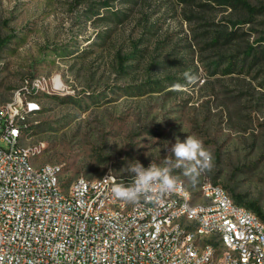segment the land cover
<instances>
[{"label":"rangeland","instance_id":"obj_1","mask_svg":"<svg viewBox=\"0 0 264 264\" xmlns=\"http://www.w3.org/2000/svg\"><path fill=\"white\" fill-rule=\"evenodd\" d=\"M237 1L254 13L215 0H0V105L25 79L48 83L22 97L32 162L61 165L66 191L79 176L131 177L133 160L160 165L195 135L211 170L195 183L172 172L192 198L211 180L264 212V0Z\"/></svg>","mask_w":264,"mask_h":264},{"label":"built area","instance_id":"obj_2","mask_svg":"<svg viewBox=\"0 0 264 264\" xmlns=\"http://www.w3.org/2000/svg\"><path fill=\"white\" fill-rule=\"evenodd\" d=\"M25 79L0 105V264H264V216L202 181L197 199L178 179L174 192L130 204L114 197L109 172L61 188L59 164L32 162L21 144L32 107L23 95L45 89Z\"/></svg>","mask_w":264,"mask_h":264},{"label":"clouds","instance_id":"obj_3","mask_svg":"<svg viewBox=\"0 0 264 264\" xmlns=\"http://www.w3.org/2000/svg\"><path fill=\"white\" fill-rule=\"evenodd\" d=\"M213 166L212 153L207 150L201 139L188 135L184 142L177 137L170 149V154L160 165L151 163L145 168L139 160H133L121 169V174H131V183H114L112 193L118 200L136 204L141 197H147L153 192H174L178 177L172 175L174 169H183V176L196 182L200 174L210 171ZM115 175L109 171L104 180H115Z\"/></svg>","mask_w":264,"mask_h":264},{"label":"trees","instance_id":"obj_4","mask_svg":"<svg viewBox=\"0 0 264 264\" xmlns=\"http://www.w3.org/2000/svg\"><path fill=\"white\" fill-rule=\"evenodd\" d=\"M215 1H216L217 6L224 7V8L226 6H230V7L241 10L244 14H250L251 15L255 11V9L245 1L244 2L243 1H237V0H215ZM103 5H104V7H109L107 3H104ZM112 12H114V13H112V18L116 19L118 21H121L120 20L121 18L118 16V14L115 13L116 11H112ZM120 16H125V15L120 14ZM234 26H236V24ZM222 34H223V32H220L216 35V38L214 40L215 43H218L219 39L222 37ZM234 35H235V31H231L230 33L226 34L224 37L225 41H229ZM263 53H264V50H263ZM246 55H248V53ZM233 199L235 200L236 203L242 204L245 206V203L243 202L242 198L239 195L233 196ZM246 207L255 211L260 217L264 216V212H261L260 208L258 206H256L255 204L249 203V204H247Z\"/></svg>","mask_w":264,"mask_h":264}]
</instances>
